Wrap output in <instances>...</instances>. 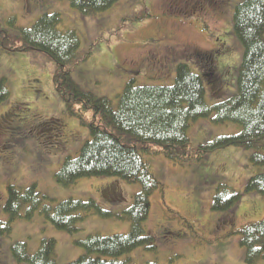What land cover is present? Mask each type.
I'll return each instance as SVG.
<instances>
[{"label": "rangeland", "instance_id": "374dc122", "mask_svg": "<svg viewBox=\"0 0 264 264\" xmlns=\"http://www.w3.org/2000/svg\"><path fill=\"white\" fill-rule=\"evenodd\" d=\"M243 1L245 0H222L223 8L226 6L222 28L221 25L214 28L213 22L206 18L204 19L208 25L196 27L197 22L189 23L188 17L183 21L175 20V28H162L158 25L159 17L156 19L157 16L146 7L149 0H119L110 11L104 15H94L92 18L82 17L71 9L67 0H50L48 6L51 7L49 11L58 12L62 16L63 27L71 28L78 36L79 54L81 56L86 54L85 58H81L70 68L73 82L82 89L110 99L115 106L118 103V96L130 78H135L136 86L143 84L171 86L180 64H187L191 71L199 76L193 69L194 63H202L195 62L202 57L207 65L204 55L206 54L214 55L215 68L212 72L220 74V83L213 86L212 93L208 84H205L207 98L205 101L209 105H214L236 93V77L241 63L242 47L232 35L231 15L234 8ZM28 3L29 0H0V24L9 15H13L16 19L14 25L17 27L1 28L4 32L0 30V45L7 50L17 51L6 53L0 48V86L5 88V80L9 90L8 97L0 102L2 103L0 144L4 146L6 143L12 144L10 154L6 150L0 151V219L4 226L2 230L10 232L9 236L0 237V240L5 239L0 242V258L7 261L5 264H16L12 256V261H9L7 249L11 255V248H19L17 245L32 255L41 239L37 237L42 235L45 229V234L56 240L57 264H66L82 254L83 248L78 243L89 235L96 234L102 237L119 235L124 233L123 226L129 229L128 223L113 218L105 219L95 212L97 216H89L82 224V231L72 236L55 230L39 215H35L31 221L16 222L15 218L2 215L4 212L1 207L6 201L8 188L16 187L15 189L23 193L31 190L29 194L31 196L39 190L47 194L53 203L69 198H80L83 202L93 201L99 204L100 213L103 214L106 211L118 213L117 208L122 210L129 207L133 195L140 191V186L125 184L126 201L113 203L105 198L106 194L100 192L104 187L101 184L106 179H83L70 189L66 186L62 188L55 183L54 174L65 156L76 154L85 144L89 139V126L98 125L100 116L95 117L90 111L67 115L55 91L53 63L41 53L22 49L18 29L29 28L37 16L49 12L44 11L40 14L38 12L42 8L26 7L27 14L24 6ZM150 9L160 15L155 0L151 2ZM190 15L191 13L185 14ZM198 20V23L203 21L201 17ZM218 66H222V72ZM230 81H232L230 89L229 85L227 88L223 87L225 83L230 84ZM208 94L215 98L224 95L225 97L212 100ZM72 103L70 107H74ZM22 110L28 112L18 117ZM12 113L17 118L24 117L19 121V125L26 127L18 134H14L15 131L11 129L13 126L7 120ZM1 118H5L11 125ZM196 124L191 128L190 139L191 144L196 146L191 148L209 144L213 139L217 140L228 128L208 120L206 126L202 125L197 130ZM25 129L28 130L25 132ZM62 136L63 140L60 142ZM48 137L54 139L55 146H48L50 140ZM130 148L138 158L141 149L132 147V144ZM248 156L249 151L233 146L209 152L202 161L191 165H179L160 156L158 152L155 155L144 156L155 178L161 184L162 193L152 194L151 216L143 226L144 235L154 238V243L149 246L152 249L140 246L134 250L132 258L135 263L247 264L244 250L239 246V236L228 238L224 235L221 241L206 242L210 239L209 236L213 237L211 228L217 224L222 214L210 210L211 200L208 199L207 193L200 192L198 201L195 197L197 193L194 192L195 183L187 181L190 179L209 181L210 198L213 197L212 193L217 185L229 186L235 192L242 193L246 180L252 175L250 173L258 172L260 169L249 163ZM217 166L218 171L215 175ZM263 217L264 196L243 195L234 207L229 222L237 219L239 228L249 222H258ZM162 220L171 227V230ZM42 223H45V226L41 225ZM154 229L171 237L169 238L171 247L157 243L152 234ZM202 229L209 233L203 232ZM176 231L186 233L187 239H178ZM194 233L198 236L194 237ZM224 233L225 231L218 230V235L222 236ZM31 255L27 257L28 261ZM103 262L108 263L107 260ZM257 264H264V260Z\"/></svg>", "mask_w": 264, "mask_h": 264}, {"label": "trees", "instance_id": "16d2710c", "mask_svg": "<svg viewBox=\"0 0 264 264\" xmlns=\"http://www.w3.org/2000/svg\"><path fill=\"white\" fill-rule=\"evenodd\" d=\"M49 1L36 0V3L44 12L51 8L48 6ZM118 1L68 0L71 8L83 17L104 13ZM8 25L14 28V24L9 21ZM18 31L22 49L43 54L55 66L53 75L55 89L66 105L68 113L74 114L73 107H70L74 100L72 105L76 104L78 112L90 111L95 117L100 116L99 124L96 126L91 124L88 128L89 139L81 148L79 159L66 163L61 171L65 182L79 177L111 178L113 180L106 182L104 187L112 186L111 189L115 190L118 198L111 197L114 198L111 199L114 203L126 201L125 184L140 186V191L132 197V207L129 208L130 204L127 213H124V217L130 223L129 233L126 236L88 238L90 240L87 239L81 244L87 255L71 264H105L103 261L107 258L110 262L106 264H128L127 261L120 259L140 246L152 249L149 246L154 243V238L144 235L143 226L151 216L152 194L162 193V190L144 156L155 155L158 152L160 156L179 165H191L202 161L209 152L230 146L249 151V163L260 169L258 172L250 173L252 175L246 180L242 193L221 185L217 189L210 210L222 215L211 228L213 237L209 236L210 239L206 242L221 241L224 235L228 238L239 236V246L244 250L247 264H257L264 260V217L258 222H249L239 228L237 219L229 222L234 207L243 195L264 196V0H247L234 10L232 35L242 46L236 93L210 110L204 103L205 86L201 78L194 75L186 64L178 65L175 81L171 86L147 84L136 86L134 80L128 81L118 97L117 106L114 107L107 99L79 90L73 82L70 68L81 59L78 57L80 43L73 30L63 27V18L59 13L46 12L31 28ZM5 96L6 89L0 86V102ZM11 118L15 122L11 129L18 134L20 132L18 123L24 117L17 118L12 114ZM208 120L218 125L232 123L239 128V133L228 137L221 136L209 144L191 148L196 146L190 141L191 128L199 122L196 124L198 130V127L206 126ZM25 136L27 137V134ZM62 139L63 137L60 141ZM131 144L132 147L141 149L138 158L133 154ZM4 148L11 153L12 144L6 143ZM217 171L218 166L215 168V175ZM189 182L195 183L194 192L198 195L195 197L199 201V194L205 188H209V181L190 179L187 183ZM28 199L29 197L10 189L4 208L5 213L10 218H16L17 211L23 204L33 203ZM80 203L71 201L54 209L39 207L35 211L40 212L56 230L70 234L77 232L76 225L82 222L80 219L87 213L89 215L97 213L103 218L110 217L109 214H101L98 205L93 201L87 204ZM162 222L164 223L163 220ZM164 224L171 230V227ZM218 230L225 233L220 236ZM182 231H176V236L178 239H187L185 231ZM3 232L5 231L0 228V236ZM152 234L159 245L171 247L169 235L155 229ZM193 235L198 236L196 233ZM188 238L190 239V236ZM20 248L23 247L13 249L11 252L12 258L16 261L18 259L29 264H54L56 251L53 239L42 241L29 261L25 250H19ZM6 262L0 258V264ZM133 264L137 263L133 260Z\"/></svg>", "mask_w": 264, "mask_h": 264}, {"label": "flooded vegetation", "instance_id": "af4514ba", "mask_svg": "<svg viewBox=\"0 0 264 264\" xmlns=\"http://www.w3.org/2000/svg\"><path fill=\"white\" fill-rule=\"evenodd\" d=\"M155 6H157V9L160 11L158 25H161L162 28H175V17L185 16V14L188 13H191L189 16V23L194 24L197 22V25H195L196 27H198V25L199 27H201V25H208L207 21L204 19L206 18L209 22H213L212 25L214 28H219L226 15V6L223 8L222 0H160V2L155 0ZM199 17H201L204 22L201 21L198 23ZM205 57L208 61V65L211 66L213 64L211 56L205 55Z\"/></svg>", "mask_w": 264, "mask_h": 264}, {"label": "bare ground", "instance_id": "6f19581e", "mask_svg": "<svg viewBox=\"0 0 264 264\" xmlns=\"http://www.w3.org/2000/svg\"><path fill=\"white\" fill-rule=\"evenodd\" d=\"M27 130H28V129H27ZM27 130H26V131H27ZM26 131H25V132H26ZM14 134H17V133H14ZM14 134H13V135H14ZM48 141H49L48 146H49V145H51V146H55V145H56L54 139H50V140H48ZM4 147H5V146H4L3 144H0V151H5V150L7 151V149H5ZM8 151H9V150H8ZM9 154H10V152H9ZM1 160H3V158H1ZM34 217H35V215H32V217L30 218V221H31ZM28 220H29V219H28ZM28 220H27V221H28ZM18 221H20V220L16 219V222H18ZM46 221H47V220H46ZM47 222H48V221H47ZM48 223H49V222H48ZM86 241H87V240H84V241H82V243H84V242H86Z\"/></svg>", "mask_w": 264, "mask_h": 264}]
</instances>
